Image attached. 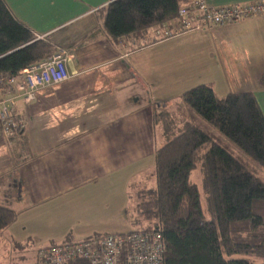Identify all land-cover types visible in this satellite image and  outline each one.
<instances>
[{"label": "crops", "instance_id": "crops-1", "mask_svg": "<svg viewBox=\"0 0 264 264\" xmlns=\"http://www.w3.org/2000/svg\"><path fill=\"white\" fill-rule=\"evenodd\" d=\"M111 1L5 0L36 38L69 57V79L40 88L31 103L9 84L0 93L1 109L24 124L7 140L0 127V204L17 213L5 231L12 249L28 241L35 259L38 249L66 238L121 233L114 226L130 222V199L155 185L165 117L187 108L183 94L210 84L221 98L250 93L264 114V16L161 40L151 29L115 41L102 13ZM252 1L207 0L211 7Z\"/></svg>", "mask_w": 264, "mask_h": 264}, {"label": "trees", "instance_id": "trees-1", "mask_svg": "<svg viewBox=\"0 0 264 264\" xmlns=\"http://www.w3.org/2000/svg\"><path fill=\"white\" fill-rule=\"evenodd\" d=\"M190 1L112 0L102 10L104 26L115 41L145 36L151 29L176 20L179 9ZM155 40L161 39L156 36ZM56 52L53 43L36 38L12 15L5 0H0V79L16 78ZM182 102L264 167V114L254 95L233 93L221 98L210 84L183 94ZM172 120L173 126L165 120L166 141L156 148L155 185L138 193L140 219L135 224L140 228L133 232L161 234L165 264H254L253 259H263L264 182L199 125L180 118ZM198 170L206 208L192 180ZM16 219V212L0 204V236ZM27 242L14 243L13 250L20 255L11 264L37 263V258L29 262L23 255L32 250ZM69 242L77 241L66 238L46 247Z\"/></svg>", "mask_w": 264, "mask_h": 264}, {"label": "built area", "instance_id": "built-area-1", "mask_svg": "<svg viewBox=\"0 0 264 264\" xmlns=\"http://www.w3.org/2000/svg\"><path fill=\"white\" fill-rule=\"evenodd\" d=\"M261 16H264V1L211 7L207 0H191L179 9L176 24L171 30H168L167 24L162 28H153V32L160 38H168L187 31H204L208 27L242 23ZM56 51L49 59L21 71L16 78H1L0 93L5 92V84H9L15 87L13 91H23V101L29 104L36 99V92L40 88L67 81L70 77L67 70L69 57L63 49ZM1 104L0 100V127L7 140L18 134L24 124L15 120L10 110H2ZM164 249L161 234L155 232L114 233L42 248L36 256V264H165Z\"/></svg>", "mask_w": 264, "mask_h": 264}, {"label": "rangeland", "instance_id": "rangeland-1", "mask_svg": "<svg viewBox=\"0 0 264 264\" xmlns=\"http://www.w3.org/2000/svg\"><path fill=\"white\" fill-rule=\"evenodd\" d=\"M173 24L175 25L174 22ZM55 49H57L56 46H55ZM176 113L177 115L174 118L165 117V119L171 122L170 125H172V123L174 122V120L172 119H175V121H178L179 118L180 120H186L188 122L190 121L192 123H195L196 125H199L200 128L205 130L209 134V136H211L220 146H222L223 148H226L233 155V157L239 159V161L245 166V168L249 169L254 176H256L258 179H261L264 182V167L258 165L251 157H247L241 150L233 146L225 137H222V135H220L216 129L211 128V126L207 124V122L204 121L202 118L200 117H199L200 119L197 118L196 113H194V111L190 107L186 108L184 107L183 104H180L177 106L176 112L174 114ZM157 137L160 138L162 141L161 137H159L158 135ZM165 141L166 139L164 137V143ZM192 180L195 181V183L198 185L199 191L202 194V204L206 208V204L204 201V193H203V181H202V176L199 170L194 171L192 175ZM153 183H155V181H153ZM138 203H139V197L138 195L135 194V197L130 199V203L128 204V209H127L129 212L130 222L128 223L125 221V219L121 218L124 221V224L122 222H119L117 226H114V227H117L116 228V230H118L117 232L126 234L127 232H133L137 230L138 228H140V225H138L139 223H137V225L133 224L135 220L140 219L138 207H137ZM123 214L126 215V211L123 212ZM124 215L123 217H125ZM207 217L208 219L211 218L210 215L208 214H207ZM28 226L30 227V228L28 227L30 230L37 231V233L40 235L38 236V239H44V237L47 236V234L42 233V227L38 229V227H36L35 223H33L32 220H29ZM19 255L20 254L18 252H15L12 249V244H11L9 235L8 233H6V231H4L0 236V264H11L15 260L19 259L17 258ZM23 255H26L28 257L29 262H34L35 254L33 252H26ZM253 263L254 264H264V258L263 259H253Z\"/></svg>", "mask_w": 264, "mask_h": 264}]
</instances>
